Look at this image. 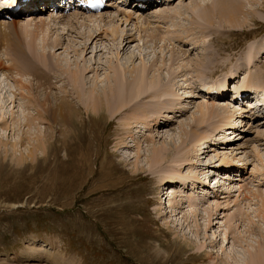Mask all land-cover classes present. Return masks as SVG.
<instances>
[{
    "label": "rangeland",
    "instance_id": "374dc122",
    "mask_svg": "<svg viewBox=\"0 0 264 264\" xmlns=\"http://www.w3.org/2000/svg\"><path fill=\"white\" fill-rule=\"evenodd\" d=\"M198 1L209 13L193 10L191 2ZM234 1L244 11L238 20L245 22L236 29L223 17L226 0H175L143 13L123 0L107 10L131 16L119 23L120 34L138 40L123 50L103 26L108 18L99 19L101 38L84 50L79 32L100 27L80 28L79 16L45 13L35 21L18 16L0 22L6 68L10 49L20 46L33 60L45 39L60 43L46 51L55 54L47 63L34 60L52 77L50 92L58 101L67 98L77 114L73 127L54 124L39 104L27 101L18 75L0 72L14 102L0 97V264H253L258 254L264 264V124L247 125L246 110L238 111L235 127L216 117L198 121L202 104L229 112L238 106L205 93L210 84L227 81L225 91L229 82L238 89L253 76L258 86L250 98L264 100V0ZM186 4L191 7L176 26L151 17ZM143 44L150 47L142 50ZM204 54L206 65L199 67ZM61 57L69 66L54 63ZM145 65L140 95L135 82ZM230 71L235 78L228 80ZM94 90L104 99L100 113L93 110L99 95ZM38 98L44 101L43 94ZM123 101L125 109L110 118ZM155 150L162 152L159 158ZM181 158L187 161L180 164ZM223 158L231 160L228 173L238 163L247 167L246 182L219 180L221 186L209 190L205 184Z\"/></svg>",
    "mask_w": 264,
    "mask_h": 264
},
{
    "label": "bare ground",
    "instance_id": "6f19581e",
    "mask_svg": "<svg viewBox=\"0 0 264 264\" xmlns=\"http://www.w3.org/2000/svg\"><path fill=\"white\" fill-rule=\"evenodd\" d=\"M1 1V0H0ZM127 1V0H126ZM165 1H167V0H165ZM175 0H173L172 2H174ZM172 2H170V3H172ZM2 3V2H1ZM0 3V4H1ZM18 3V0H5L4 1V6L6 5V8H9L10 6H12V4H17ZM161 3H163V2H161ZM170 3H167V4H170ZM193 5H192V8H193V10L194 11H196V10H199L200 11V13H209V11L207 10L208 9V7L205 5V3H204V1H202V2H196V3H194V2H191ZM190 3V4H191ZM236 3H237V1H234V3H232V2H230V0H226V2L224 3L225 4V6L223 7V10H224V12L226 13V15H223V17L225 18V20H226V23H228L229 24V27H233L234 29H236V28H240V27H242L244 24H245V22H240L238 19H239V17H240V15H241V13H243L244 11H243V9L242 8H240V5H236ZM2 4V5H3ZM137 4H138V1H137ZM148 5H150L151 3H147ZM153 4H155V2L153 3ZM166 4V5H167ZM2 5H0V6H2ZM139 5V4H138ZM146 5V4H145ZM131 7V6H130ZM189 7H191V6H189ZM189 7L187 6V4L185 5V6H183V5H181V6H179V7H177V9H173V8H170V9H172V10H169V9H167V10H164V11H162L161 13H157V15L155 16V15H153V16H151V17H153V18H157V19H161V18H163L164 20H171L173 23H174V25L176 26V22H178V18H180V20H181V18L182 17H186V15H187V11L189 10ZM5 8H3V9H1V10H4ZM202 9V10H201ZM7 10V9H6ZM123 11V10H122ZM6 12H8V11H6ZM74 14H69V15H67V16H65V18L67 19V20H72V19H75L76 17L75 16H79V17H77L76 19H77V21H78V24L80 25V28L82 27H91L92 25L95 27L96 25H97V27L99 28L100 27V29H97L96 28V30H91V31H85L84 33H80L79 32V35H80V37H84V39H86V42L84 43V46L82 47V49L84 50L85 48H86V44L87 43H89V42H92L94 39H95V41L97 40V39H99V38H101V30L103 29L102 28V24H101V22H103L106 18H108V22H105V24L103 25L104 27L105 26H108L107 27V30L108 31H110L111 33H112V35H113V37H114V39L115 40H117L118 41V43H119V48H121L122 50L123 49H125V48H127V47H130L131 46V44H133V43H135L138 39L135 37V35L133 34H129V33H122V34H120V26H119V23H121L122 22V24H123V22L124 23H128V21L130 20V18H131V16H128V15H122V17L121 16H118V14H112L111 15V13L110 14H108L107 12H102V13H99V14H96V15H93V14H82V13H75V12H73ZM24 14H26V13H24ZM77 14H80V15H77ZM139 14V13H138ZM137 14V15H138ZM71 15H74V16H71ZM84 15H86V17L84 16ZM108 15V16H107ZM133 15V14H132ZM201 15V14H200ZM205 15V14H204ZM62 16V15H61ZM24 17H25V15H24ZM28 18L27 19H30V18H32V19H30V20H33V21H35V19L34 18H41V17H38V16H33V15H31L30 13H29V16H27ZM58 17V16H57ZM67 17H69V18H67ZM120 17V18H119ZM136 17V16H135ZM62 18H64V17H62ZM78 18L80 19V20H82L81 22L78 20ZM85 18V19H84ZM42 19V18H41ZM53 19V18H52ZM52 19H50V20H52ZM58 19H60V18H58ZM99 19H101V22L99 21ZM138 19H140V18H138ZM159 19V20H160ZM29 20V21H30ZM150 20V19H149ZM57 21V20H56ZM66 21V20H65ZM168 21V22H169ZM52 21H49V23H51ZM54 22V21H53ZM58 22V21H57ZM61 22V21H60ZM148 22V21H147ZM172 22H170V23H172ZM192 23H193V25L192 26H197L198 24L195 22L194 23V21H191ZM47 23V22H46ZM55 23V22H54ZM142 23V22H141ZM179 23V22H178ZM177 23V24H178ZM55 25V24H54ZM69 25V27L72 29V30H75V29H78L79 30V26L78 27H76L75 29H74V27L73 26H71V24H68ZM151 25V24H150ZM173 25V24H172ZM135 26V25H134ZM142 26V25H141ZM185 26V25H184ZM194 26V27H195ZM39 27V26H38ZM143 27V26H142ZM152 27V26H151ZM180 27V26H179ZM198 27H200V26H198ZM227 27V26H226ZM69 28V29H70ZM45 29V27L43 28V30ZM46 29H50L49 28V26H47V28ZM150 29V28H149ZM183 29V28H182ZM185 29V28H184ZM87 30H89V29H87ZM140 30V29H139ZM49 31V30H48ZM123 31V30H122ZM145 31V30H144ZM187 31V30H186ZM104 32V31H103ZM148 32H150V31H148ZM156 32V31H155ZM184 32V31H183ZM44 33V32H43ZM105 33H107V31L105 32ZM104 34V33H103ZM105 35H107V34H105ZM139 35V34H138ZM138 35H137V37H138ZM151 38H153V39H156V38H154V36L155 35H153L152 33H149L148 34ZM147 36V35H146ZM141 40L142 39H139V42H141ZM196 40V39H195ZM44 43L42 44V46H41V42H40V46H41V49L43 50L42 51V54L41 55H39L37 58L36 57H34V59L35 60H39L41 63H47V61H46V57L47 56H50V55H52L51 53H48V52H46L47 50H49L50 49V46L51 47H58V45L60 44L58 41H54V42H52L51 44L49 43V42H47V39H45L44 41H43ZM195 43V42H194ZM38 45V44H37ZM150 47V45L148 44V46L147 47H145V44H143V48H142V50H144V48H149ZM152 48V47H151ZM40 49V48H39ZM141 49V48H140ZM82 50V51H83ZM205 50V49H204ZM38 51H40V50H38ZM95 51V50H94ZM101 51V50H100ZM139 52H141V51H139ZM138 52V53H139ZM8 57L10 58V60H11V66L9 67H7L6 68V64L4 63V61L2 60V59H0V72H4V71H6V72H10L11 73V75L13 74H16V75H18L17 77H19V79L17 80L16 79V84H17V86H18V88L19 89H21L22 91L24 90V91H26V93L29 95L27 98H28V100L27 101H29V102H32L33 104H39V106L40 107H42V109H43V113H49L50 114V116H51V118H50V120H52V122L54 123V124H57L58 123V125L59 124H62V125H65V126H70V127H73V125H75V123H76V118H77V114H76V109L73 107V106H71L70 104H68V102L66 101L67 100V98L65 99V97L63 98V101H58L57 100V98H56V96L55 95H53L50 91H52V89H53V82H52V77L50 76V75H48L47 73H44L41 69H40V67H39V65L35 62V60L33 59H31L30 57H29V55H27V53L24 51V49L22 48V47H20V46H18V48H16V49H10L9 51H8ZM34 53H35V55L37 54V52H35V50H34ZM55 53V52H54ZM116 53H118V52H116ZM142 53V52H141ZM207 53V52H206ZM39 54V53H38ZM37 54V55H38ZM54 56H55V54H53ZM184 55V54H183ZM207 55V54H206ZM34 56V55H33ZM53 56V57H54ZM57 56V55H56ZM107 57V56H106ZM133 57H135V52L134 53H132L131 54V56H130V58L132 59ZM141 57H142V55H141ZM141 57H140V59H141ZM33 58V57H32ZM41 58V59H40ZM48 58V57H47ZM57 59V58H56ZM205 54L202 56V58H200V63L198 64V66L199 67H204L205 65H202V63H203V60L205 61ZM143 60V59H142ZM50 61V60H49ZM57 63L58 65H60V66H69V61L68 60H65L63 57H61V58H59V59H57L56 61H54V63ZM162 62V61H161ZM68 64V65H67ZM249 65H250V62L248 63ZM248 64L246 65V66H248ZM144 65V64H143ZM46 66V65H45ZM49 65H47L46 66V68L48 67ZM218 66H220V65H218ZM115 67V66H114ZM143 67V66H142ZM141 67V68H142ZM216 67H217V65H216ZM64 68V67H63ZM85 68H86V66H85ZM146 65L143 67V70H141V75L140 74H138V75H140V76H138L139 78H138V80H137V82H135V84H136V94H140L141 95V92L144 90V88H145V80H144V78H145V71H146ZM212 68H214V66L212 67ZM87 70V69H86ZM205 70V69H204ZM219 70V69H218ZM47 71H48V73H49V70L47 69ZM119 71H122V70H119ZM57 72V71H56ZM71 72H73V71H71ZM77 72H78V69H77ZM205 72V71H204ZM116 73V72H115ZM118 73L119 72H117V76H118ZM120 73H123V72H120ZM202 73V72H201ZM55 74V73H54ZM205 74V73H204ZM253 75V73L251 72L249 75ZM122 76H123V74H121ZM27 76V77H26ZM28 76L29 77H31L32 78V81H33V83H31L30 81H26L25 80V77H26V79L28 78ZM74 76L75 77H77L78 78V74H74ZM121 76V77H122ZM202 76V75H201ZM56 77V76H55ZM75 77H74V79H75ZM250 77H252V79H249ZM16 78V77H15ZM58 77H56V79H57ZM60 78V77H59ZM231 78V77H230ZM14 79V78H13ZM136 79H137V77H136ZM256 79V78H253V76H246L245 77V79H244V83H243V86L240 88V89H234V93H233V95L234 94H242V95H247V91L249 90L248 88V85L249 86H251V85H253V86H255V85H257V84H255L254 83V80ZM26 82H25V81ZM59 80V79H58ZM58 80H56V81H58ZM227 82V81H226ZM225 82V83H226ZM6 83V82H5ZM5 83H0V97L2 98V100H1V98H0V100L1 101H3V103H7L8 101H9V99H10V102H11V104H12V102H13V97H12V95H10V88H9V85L8 84H5ZM246 83V84H245ZM254 83V84H253ZM122 85V84H121ZM151 85H153L154 86V84H151ZM155 85H157V84H155ZM225 85V84H224ZM152 86V87H153ZM258 86V85H257ZM208 87V88H207ZM206 87V89H210V91H213L214 89L213 88H215L213 85L211 86L212 87V89H211V87L210 86H207ZM222 87H223V85H222ZM244 87V88H243ZM121 88H122V86H121ZM121 88H120V90H121ZM204 88V87H203ZM120 90H119V92H120ZM236 90H238L239 91V93H236ZM245 90V91H244ZM20 91V90H19ZM21 91V92H22ZM95 91V90H94ZM97 91V93H99V95L97 96L98 98L96 99V98H94V95L92 96V98H94V102H93V110L95 111V112H97V113H100L101 111H103L102 109H103V105H104V99L100 96L101 95V93L102 92H100L99 90H96ZM95 91V92H96ZM103 92H106L104 89H103ZM144 92V91H143ZM24 93V92H23ZM211 93V92H210ZM41 94H43V98H44V101H42V100H39V96L41 95ZM122 94V93H121ZM25 95V94H24ZM162 95V94H161ZM171 95V94H170ZM38 96V97H37ZM105 96V95H104ZM103 96V97H104ZM248 96V95H247ZM25 97V98H26ZM163 97V96H162ZM214 99L216 98L215 96H212ZM135 98H137V97H135ZM254 98V97H253ZM252 98V100H255L256 98H257V96H256V98L255 99H253ZM30 99H33V100H30ZM96 99V100H95ZM130 100V99H129ZM181 100V99H180ZM224 100V99H223ZM249 100V99H248ZM257 100V104H264V100H259V99H256ZM59 102V103H56V102ZM162 101V100H161ZM130 102V101H129ZM261 102H263V103H261ZM0 103H2V102H0ZM14 103V102H13ZM10 104V103H9ZM218 104V103H217ZM1 105V104H0ZM215 103H206V104H202V105H200V107H199V112H200V118L198 119V121H199V124L200 125H202L205 121H207V120H209V119H212V118H214V117H216V118H220L221 120H222V123L221 124H223V122L225 123V124H228V125H230V123L232 124V126L231 127H235L237 124L235 123V121H236V115L238 116V109H235L234 111H231V112H229V111H222V109H220L219 107H215ZM261 105V106H262ZM38 106V107H39ZM127 105H126V103H125V101H123V103L115 110V111H113L112 112V114L110 113V115H109V117L111 118V117H117L118 116V114L120 113L119 111L120 110H122V109H125V107H126ZM168 106V105H167ZM3 108V107H2ZM234 108V107H233ZM41 109V110H42ZM181 109H183V108H181ZM181 109H177L176 108V110H177V112L178 111H180ZM228 109H230V108H228ZM256 109L257 110H259L257 107H256ZM164 110V109H163ZM184 110V109H183ZM182 110V111H183ZM244 110H247V107H243V109H240V111H241V115L243 114L242 112L244 111ZM173 111V110H172ZM184 111H186V110H184ZM42 112V111H41ZM174 112V111H173ZM249 112H251V110L249 111ZM253 112V111H252ZM254 112H256V111H254ZM183 113V112H182ZM255 114V113H254ZM183 115V114H182ZM220 116V117H219ZM40 117V116H39ZM80 117V116H79ZM103 117V116H102ZM246 117H250V114L249 115H246ZM41 118V117H40ZM45 118V117H44ZM237 118H239V117H237ZM241 118V117H240ZM245 119V118H244ZM216 120V119H215ZM221 120H220V122H221ZM250 121V120H249ZM129 124H131V123H129ZM221 124H219V127H221L220 125ZM250 125H252V124H250ZM60 126V125H59ZM223 126H225V125H222V127ZM75 127V126H74ZM185 135V134H184ZM185 137V136H184ZM184 137L182 136V138H181V140H182V143H181V146H182V144L184 143ZM169 141V140H168ZM171 141H173V140H171ZM38 142H40V141H38ZM40 143H42V141L40 142ZM44 144V143H43ZM213 149V148H212ZM161 153L162 152H160V151H154V158L155 157H157V158H159V156L161 155ZM225 158H223L222 160H224ZM222 160H220L221 162H220V164L216 167V169L213 171L214 172V177H215V175H217L216 176V179L217 178H219L220 177V179H222L221 178V176L222 175H224L225 173H228V171L226 170L227 168L230 170L231 168H230V166L231 165H229V161H231V160H227V158L225 159V160H227V161H222ZM174 161H175V159H174ZM178 161H180V164L181 163H183V162H186L187 161V158H181V159H179ZM214 163V162H213ZM213 163H209L210 165H212V166H214L215 167V165H213ZM244 167V166H243ZM217 168H219V169H217ZM233 168V172H236V173H238V171H239V168L237 169V168H235L234 166L232 167ZM244 171H245V167H244ZM218 172V173H217ZM221 172V173H220ZM223 172H225V173H223ZM231 173L232 172H229L228 173V175L229 176H231ZM248 173V172H247ZM242 175H243V171L241 172V174L240 175H236V176H234L233 177V179L235 180V181H231V182H228L229 184H232V183H234L235 182V185H239L240 186V183L241 184H243V183H245L246 181H245V179H247V176H245V179L242 177ZM233 176V175H232ZM170 181V180H169ZM168 181V182H169ZM172 181H174V180H171L170 181V183L172 182ZM219 181V180H218ZM224 182H227V181H224ZM213 183V182H212ZM211 179L209 180V182H208V185L209 186H211ZM207 185V184H206ZM214 185H216L215 187H216V189L217 188H219L220 186H221V184H219L218 182L216 183V184H213L212 186H213V190H215V187H214ZM169 189H171V190H169ZM208 189L210 190V188L208 187ZM167 190V192L166 193H168V195H172V194H174L173 192H174V190H173V187L171 186H169V188H167L166 189ZM243 191V190H242ZM241 193V192H240ZM260 194V193H259ZM256 196V195H255ZM262 196V195H261ZM169 197V196H168ZM257 197V196H256ZM260 197V196H259ZM262 198V197H261ZM165 204V203H164ZM260 204L263 206V208L261 209V213H262V215L261 216H263L264 217V200L263 199H261L260 200ZM166 205V204H165ZM167 208V207H166ZM165 211V210H164ZM258 255H260V254H258ZM257 255V261H256V259H254L253 261H254V263L253 264H259L260 263V257ZM261 256V255H260ZM252 261V262H253Z\"/></svg>",
    "mask_w": 264,
    "mask_h": 264
}]
</instances>
